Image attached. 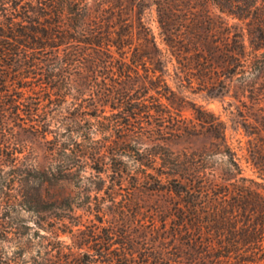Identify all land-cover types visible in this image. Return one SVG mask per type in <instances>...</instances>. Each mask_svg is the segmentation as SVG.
Wrapping results in <instances>:
<instances>
[{
	"label": "rangeland",
	"instance_id": "374dc122",
	"mask_svg": "<svg viewBox=\"0 0 264 264\" xmlns=\"http://www.w3.org/2000/svg\"><path fill=\"white\" fill-rule=\"evenodd\" d=\"M108 2L111 7L122 9L127 19V24L119 21L111 24L113 36L122 35L125 47L102 45L82 49L86 59L65 68V74L71 75L70 81L77 80L80 73L90 77L83 80L82 94L69 85L58 97L49 88L34 85L19 88L9 83L0 91V111H6L7 123L13 129L10 147L19 149L21 158L28 157L29 164L47 168L44 193L56 201L42 215L65 221L61 226L65 231L74 227L90 234V243L84 250H90L91 246L92 253L101 249L105 255L108 249L119 252L125 247L133 253L136 264H144L148 261L147 249H173L172 217L179 200L171 191L175 179L184 181L185 173L191 179L199 175L198 181L211 191L214 199L215 192L221 191L215 184H221L220 178L228 176V159L220 154L225 148L221 140L223 132L233 151L240 156L247 154L254 136L249 137L243 127L245 123L253 125V119L258 120L264 114V77L248 79L256 88L254 98L258 99L254 101L243 95L241 84L245 77L238 75L235 68L220 74L207 71L206 50L211 49V44L227 42L229 37V42L235 39L248 49L249 42L255 40L253 24L247 26L223 16L215 8L214 0H163L165 13L161 16L159 0ZM2 3L12 12L14 8L27 12L30 19H25L24 24L36 21L37 25L67 26L71 21L58 18L53 12L70 11L78 1L0 0ZM247 7L241 4L242 9ZM207 12L211 13L213 24L199 30L202 43L210 45L203 47L199 40L189 39L196 30L190 20H201ZM221 22L229 23L230 28L223 29ZM83 47L76 42L71 44L74 50ZM66 49V46L60 49L63 59L69 54ZM8 76L14 78L11 72ZM101 90L112 98L100 102ZM19 98L22 105L18 114L22 121L11 115L15 112L13 105L17 104L11 102ZM121 99L123 103L118 102ZM29 109L40 116L32 121L27 115ZM78 116L82 117L80 127L76 128L78 135L68 138L70 122ZM33 127L47 133L40 134ZM56 134L71 149L67 156H61L73 164L69 171L60 172L51 163ZM97 153L102 156L99 163L85 157L83 163L77 160L79 156ZM241 166L242 175L237 177L236 184L248 185L264 196V178L244 159ZM11 171V167H0V179L16 176ZM22 175L32 180L40 177L33 170ZM32 186L31 182L15 184L10 193L4 188L7 192L4 195L13 197L22 187L23 191H31ZM249 209L248 213H255ZM256 214L257 209L253 215ZM23 217L25 222H20L14 231L29 232L22 225L26 224L32 226L33 234L37 215L23 213ZM111 223L117 226L113 245ZM44 232L41 230V234ZM71 237L70 233L61 232L67 243H73ZM37 242L38 239L32 240L21 256L25 264L41 260L43 251L39 255ZM3 245L8 256L18 250L15 243ZM99 259L106 258L99 256ZM157 260L150 259L149 263ZM252 264H264V259L258 257Z\"/></svg>",
	"mask_w": 264,
	"mask_h": 264
},
{
	"label": "trees",
	"instance_id": "16d2710c",
	"mask_svg": "<svg viewBox=\"0 0 264 264\" xmlns=\"http://www.w3.org/2000/svg\"><path fill=\"white\" fill-rule=\"evenodd\" d=\"M77 1L70 11L55 9L53 12L58 18L70 20L71 25L67 26L37 25L34 24L39 23L36 21L27 25L24 24L25 19H30L27 12L22 13L19 8L18 10L14 8L12 12L6 8L5 3L0 5V18H3L0 20V91L9 83L19 88L34 85L49 88L59 97L63 88L69 85L82 94L83 80L88 81L90 77L80 73L77 80L70 81L71 75L65 74V68L75 62L82 63L86 59V53L82 49L88 50L93 46L102 45L108 48L125 47L123 36L119 34L115 38L111 31L113 28L111 24L114 21L127 24L122 9L111 7L108 0ZM159 1L158 10L161 16L165 10L161 4L163 0ZM242 3L248 5L247 10L241 8ZM68 4L72 5L71 2ZM214 6L229 19L242 21L247 23V26L253 24L255 40L249 42L248 49L245 44L236 42L233 38L235 35L231 36L234 39L232 42H229L227 37V42L211 44V49L206 50L209 54L207 71L210 74H220L231 67L235 68L238 75L245 77L241 84L243 95L257 101L258 98H254L256 88L248 79L254 76L264 77V0H214ZM190 21L196 30L191 33L189 39L199 40L203 47L210 46L208 43H202L204 39L199 30L201 26L213 24L211 13L207 12L201 20ZM221 25L225 30L230 28L229 23L221 22ZM75 42L83 44L84 47L72 49L71 44ZM63 46H66L69 52L66 59L60 56V49ZM10 72L14 78H9ZM101 91L98 95L100 102L112 98L110 94ZM20 101L21 98L13 99L11 102L17 103L13 105L15 112L11 115L22 121L18 114L19 106L22 105ZM123 101L124 99L118 100L119 103ZM257 110L263 112L262 109ZM33 111L29 109L27 112L32 121L40 116ZM5 112L0 111V167H11V172L16 176L0 179V264H25L21 256L27 251L31 241L36 239L38 253L40 255L43 251V256L40 257V261H33V264H136L132 260L133 253L126 250L125 245L119 252L108 249L103 255L100 249L101 251H96L98 253H92L91 246H88L90 250H84L90 243V234H85L80 228L75 230L74 227L65 231L61 229V226L66 224L65 221L42 215L47 212L48 206L56 201L44 193L47 168L29 164L28 157L21 158L22 152L16 147H10L14 134L7 123L9 118ZM81 118L78 116L70 122L67 129L68 138L78 135L76 128L80 127ZM244 118L248 121L247 116ZM253 120V125L245 123L243 127L249 137L254 136L244 156H240L228 146L225 132L221 135L225 148L220 154L228 159L229 168L228 176L220 178L221 184H215L221 191L215 192L214 199L211 197V191L198 181L201 178L199 175L196 174L194 179H191L185 173L182 179L184 181L175 179L171 191L179 200L176 201L172 217L173 249L172 251L162 247L147 249L145 256L148 261L144 264H152L149 260L154 258L158 260L153 264H252L258 257L264 259V196L248 185L236 184L237 177L242 175L243 159L264 178V114L259 115L258 120ZM33 128L40 134L47 133L46 130ZM57 135L55 146L50 153L51 163L57 165L56 169L60 172L69 171L73 164L69 163L68 158L62 160L61 156H67L71 149L67 148L61 142V136ZM83 157L97 163L102 161L101 154L97 153L90 157L79 156L77 159L79 163H83ZM29 170L38 173L40 177L33 180L23 178L22 173ZM30 182L33 183L31 191H23L22 187L18 195L9 197L8 194L5 197V193L13 190V185L21 186ZM231 186L236 189L232 190ZM249 208L255 213L257 209V214L248 213ZM23 213L36 214L38 217L35 222L37 229L33 234L30 232L32 226L26 224L22 225L29 229V232L18 234L14 231L20 222H25ZM110 229L112 234L110 240L113 245L117 231L115 223H111ZM41 230L45 232L41 234ZM61 232L70 233L73 243L63 240ZM4 243L16 244L18 250L13 256H8ZM99 256H105L106 259H99ZM166 260L168 263H163Z\"/></svg>",
	"mask_w": 264,
	"mask_h": 264
}]
</instances>
